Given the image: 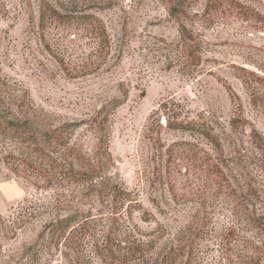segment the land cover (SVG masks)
Listing matches in <instances>:
<instances>
[{"label": "rangeland", "instance_id": "rangeland-1", "mask_svg": "<svg viewBox=\"0 0 264 264\" xmlns=\"http://www.w3.org/2000/svg\"><path fill=\"white\" fill-rule=\"evenodd\" d=\"M240 1L264 15L261 0ZM45 2L86 6L103 22L110 56L98 73L70 79L45 52ZM206 2L0 0V264H156L197 203L214 214L209 234L173 264H264V161L250 138L264 140V26L228 17L204 23ZM182 25L199 40L192 61L181 54ZM75 34L88 54L83 33ZM170 99L210 124L228 155L229 138L242 140L258 222L238 215L240 200L227 187L200 179L193 154L175 161L174 202L165 150L188 142L216 154L164 118V150L156 152L148 127ZM32 116L38 146L7 131L9 120Z\"/></svg>", "mask_w": 264, "mask_h": 264}, {"label": "trees", "instance_id": "trees-1", "mask_svg": "<svg viewBox=\"0 0 264 264\" xmlns=\"http://www.w3.org/2000/svg\"><path fill=\"white\" fill-rule=\"evenodd\" d=\"M261 2L264 3V0ZM68 5L63 3L54 5L45 2L41 6L38 29L45 52L50 55L67 77L78 79L94 75L102 69L110 56V40L103 22L93 14L88 13V7L78 8L77 5ZM178 13L177 7H173L171 14L176 16ZM225 17L242 20L245 23L252 22L255 26H264V15L251 4H246L240 0H207L201 21L213 24L215 20ZM76 32L83 33L81 38L84 41L87 40L85 46L89 47L90 52L88 54L82 51L83 45L78 44L79 40H71V37L74 36L75 38ZM180 37L182 57L188 61L190 58L191 61L194 60V52L197 51L199 44L198 38L194 32L183 25L180 30ZM189 50L191 51L188 52ZM189 69L190 72H194L191 67ZM188 115L189 113L183 109L181 104L170 99L160 105L159 110L153 116V122L148 127L149 138H151L156 152L164 150L161 141V132L164 129L162 118H164L168 129L201 137L216 154L213 156L208 150L188 142L174 143L165 150L167 156L165 176L170 178L168 183L174 202L178 203L176 190L178 178L176 174H181L175 161L179 156L193 154L200 162L198 168L203 175L200 179L204 178L206 183L216 184L223 188L227 187L231 197L240 200L235 202L237 210L238 208L240 210L238 215H241L245 221L258 222L260 218L256 216V211L254 212V201L258 197V193L254 190L256 188L249 184L248 174H246L243 166L242 154L244 153L240 144L242 140L235 139L233 136L229 138L232 146L231 153L228 155L220 137L215 134L214 128L206 122L193 120ZM32 117L33 119L27 118V122L9 120L6 125L7 131L13 134V137L21 136L24 141L29 140L30 144L38 146L37 139L30 136L35 128L33 123L36 119L35 116ZM233 127L236 126L233 125ZM250 138L253 140L252 144L255 151L261 154L264 161V140L255 134H251ZM26 164L35 168L36 160L28 159ZM157 175L160 180L164 178L162 171H157ZM205 205L196 204L190 223L176 241L171 244L170 249L156 261V264H173L181 256H184L187 250L191 255L194 254L198 241L209 234L206 227L214 217L213 212Z\"/></svg>", "mask_w": 264, "mask_h": 264}]
</instances>
